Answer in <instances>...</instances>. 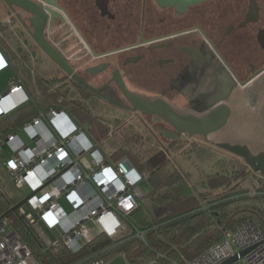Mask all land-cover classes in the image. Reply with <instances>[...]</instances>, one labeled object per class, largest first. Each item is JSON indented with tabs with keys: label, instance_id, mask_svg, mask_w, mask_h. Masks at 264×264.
<instances>
[{
	"label": "flooded vegetation",
	"instance_id": "1",
	"mask_svg": "<svg viewBox=\"0 0 264 264\" xmlns=\"http://www.w3.org/2000/svg\"><path fill=\"white\" fill-rule=\"evenodd\" d=\"M55 10L62 18L48 19L44 36L71 73L34 40L35 26L43 25L38 17L31 21L30 13L0 0L10 47L21 37L26 75L36 87L56 82L111 136L143 137L152 151L184 153L200 145H185L187 138L204 137L136 107L164 101L178 115L199 119L224 105L228 123L235 95L245 100L248 87L264 77V0H206L184 9L159 0H57Z\"/></svg>",
	"mask_w": 264,
	"mask_h": 264
},
{
	"label": "built area",
	"instance_id": "2",
	"mask_svg": "<svg viewBox=\"0 0 264 264\" xmlns=\"http://www.w3.org/2000/svg\"><path fill=\"white\" fill-rule=\"evenodd\" d=\"M8 65L0 50V70ZM31 99L23 79L15 77L0 95V117ZM5 147L10 151L3 163L5 172L17 189L28 192L19 214L47 246L64 245L79 253L98 235L115 239L125 230L126 217L145 197L138 186L144 175L128 158L113 162L63 108L39 109L32 119L0 138V153ZM248 181L249 195L262 192L258 173L252 171ZM62 197L69 209L60 202ZM9 225L6 217L0 218V264H38L29 245ZM135 236L145 239L146 231L135 228ZM122 255L127 259L126 253ZM235 256L231 264H264V230L254 216L243 218L234 230L183 264H222ZM107 262L98 253L77 264Z\"/></svg>",
	"mask_w": 264,
	"mask_h": 264
},
{
	"label": "trees",
	"instance_id": "3",
	"mask_svg": "<svg viewBox=\"0 0 264 264\" xmlns=\"http://www.w3.org/2000/svg\"><path fill=\"white\" fill-rule=\"evenodd\" d=\"M0 26L3 28L4 24ZM55 83L43 81L37 85L45 107L63 108L74 117L80 113L82 121L91 120L109 130L106 123L88 114L70 98L68 90L56 88ZM34 114L36 107L30 103L2 118L0 138ZM114 138L118 149L111 160L128 158L143 175L150 171L155 177L153 188L144 202L126 217L125 230L117 238L98 235L79 253H72L64 245H45L18 209L11 211L7 220L29 245L38 264H77L98 253L107 261L126 253L129 264H183L234 230L245 217L254 216L264 230V183L261 193L248 194L245 186L252 170L244 162L230 159L222 171L210 175L202 188H197L183 168L164 152L152 151L145 138L131 134H114ZM0 170L5 171L1 162ZM22 199L12 197L0 181V217ZM135 228L146 231L145 239L135 236Z\"/></svg>",
	"mask_w": 264,
	"mask_h": 264
},
{
	"label": "rangeland",
	"instance_id": "4",
	"mask_svg": "<svg viewBox=\"0 0 264 264\" xmlns=\"http://www.w3.org/2000/svg\"><path fill=\"white\" fill-rule=\"evenodd\" d=\"M79 22L82 23V21ZM0 37L2 38L3 35H0ZM7 73L11 74V76H14V71L12 69L3 72L1 75L3 76ZM18 73L24 79L27 88H29V90L32 92L37 103L35 107L40 109H47L48 106H44L43 96L40 94V91L36 87L34 80L29 79L21 66H18ZM2 82L3 81L0 78V85L2 84ZM261 85H254L255 88L252 86L248 87V91L244 95V105L240 108L239 111L240 115L234 116L221 131L215 133V135L212 134L210 138L213 139L215 137L218 139H223L225 140L224 142H230L232 144H245L254 149H264V118L261 119L260 117V102H258V94L263 87V85L262 87ZM262 107H264L263 103ZM251 108H253L254 110H252ZM79 114L80 113H78L79 117L77 115H75V117L81 121H78L74 117V115L73 118L85 129L87 134L98 144L100 149L112 159V154L118 149V144L116 139L111 136V128H109L108 130L107 127L101 126L99 123H93L91 120L82 121V116ZM110 122L112 124L116 123L115 120H111ZM191 140H194L197 143L206 146L207 148L203 147V150L199 151V146H191L190 149L186 150L184 153H179L178 149L174 148L171 149L170 152L166 153V156L168 158L171 157L174 161H177L183 167V169L190 177L192 183L197 188H202V183L210 175L214 174L217 171H222V169L228 165L227 163L230 161V159H232V161H239L237 157L229 151L217 147L211 141H208L202 137L195 136L194 139L187 138L185 145H190ZM87 157L91 161V156L88 155ZM2 158L3 156L0 154V159ZM145 172V176L138 182V186L144 196H147L154 186L155 177L151 176L150 171ZM258 178L262 183H264L263 174L258 173ZM0 181L6 187L9 194L15 199L24 198L28 195L26 189H17L11 182L8 174H6V172L3 170H0ZM245 187L247 188V191H249L251 188L248 180ZM60 202L67 209L70 208L65 198L62 197L60 199ZM143 202L144 198H140V203ZM8 229H14L13 225L10 224ZM127 262V259L122 255V253H119L110 258L107 264H126Z\"/></svg>",
	"mask_w": 264,
	"mask_h": 264
},
{
	"label": "water",
	"instance_id": "5",
	"mask_svg": "<svg viewBox=\"0 0 264 264\" xmlns=\"http://www.w3.org/2000/svg\"><path fill=\"white\" fill-rule=\"evenodd\" d=\"M8 3L11 7H18L31 14V21H36L37 17L43 24L40 28L35 26L33 31V38L42 48V50L57 63L61 68L65 69L68 73H71L68 63L64 56L50 46V44L45 39L44 30L48 19L53 20L55 16L59 19L62 15L59 14L55 8L57 7V0H3ZM162 4L166 6H172L177 9H184L188 6L204 2L206 0H159ZM131 102L135 103L136 100L131 96ZM135 101V102H134ZM142 110L144 113L157 114L163 117L174 126L179 127V124L183 126L180 128L182 131L189 132L190 135L200 134L204 138L212 132H215L222 128L228 120L230 115V108L228 106L221 105L209 114L199 118L192 119L191 116H180L178 115L166 102L162 101L160 103L151 102L144 106L136 107ZM216 146L235 154L245 161V164L256 173H261L264 175V151L259 153H254L248 145L245 144H231L229 142L216 143ZM27 200V197L23 198L19 203H17L10 211L2 215L0 218L6 217L11 211L17 210L22 206ZM245 254V251L241 253V256ZM238 256L230 258L222 264H231L237 260Z\"/></svg>",
	"mask_w": 264,
	"mask_h": 264
},
{
	"label": "crops",
	"instance_id": "6",
	"mask_svg": "<svg viewBox=\"0 0 264 264\" xmlns=\"http://www.w3.org/2000/svg\"><path fill=\"white\" fill-rule=\"evenodd\" d=\"M0 24H4L3 28H1L0 26V35H3V37L1 38L0 37V50L4 53L6 59L9 61V65L7 67H5L4 69L0 70V78L1 80L3 81L2 84L0 85V95L2 93H4L10 82L16 77H21L18 73V66H21V60H20V42H21V37L20 35H16L15 37V40L13 39L14 42H16L17 46L14 48L10 47V43H9V38L7 36V29H6V22H5V16L3 14L0 15ZM10 69H12L14 71V76H11V74H5V75H1L3 72H6V71H9ZM22 78V77H21ZM23 79V78H22ZM24 80V79H23ZM261 85L262 89L260 90V93L258 94V97H259V101L260 102V114H261V119L264 118V107H262V103H263V106H264V77L261 79V80H257L255 82L252 83V87H254V85ZM26 86V85H25ZM255 88V87H254ZM26 89L29 93V95L31 96V101L26 103L25 105L17 108L16 110L12 111L11 113L7 114V115H4L2 117H0V120L2 118H5L11 114H13L14 112H16L17 110L23 108L24 106H26L27 104H30L32 103L34 106L37 104L36 103V100L32 94V92L29 90V88H27L26 86ZM236 98L235 100L233 99V103H232V106H233V109H234V114L233 116L229 119V121L234 117V116H239L240 113V108L244 105V101H241L240 99H238V95L236 94L235 97ZM257 102V103H258ZM262 102V103H261ZM40 108H36V114L38 113V110ZM252 110H254L253 108H251ZM252 113V112H251ZM36 114H34L31 118H29L28 120L32 119ZM27 120V121H28ZM264 121V120H263ZM229 123V122H228ZM227 123V124H228ZM11 132V131H9ZM9 132H7L6 134H8ZM5 134V135H6ZM4 135V136H5ZM215 135V134H213ZM22 138L27 142V143H31V140L28 138L27 134L26 133H22L21 134ZM211 142L214 144V142H224L225 140L223 139H218V138H211ZM230 143V142H229ZM215 145V144H214ZM203 147H206L204 145H199V148H203ZM207 148V147H206ZM190 148H188L187 150H189ZM251 150L254 152V153H259L261 151H264V149L262 150L261 148L259 149H254L251 147ZM3 158L0 159V162H1V165L3 166V163L4 161L10 156V151L7 147L4 148V150L0 153Z\"/></svg>",
	"mask_w": 264,
	"mask_h": 264
}]
</instances>
